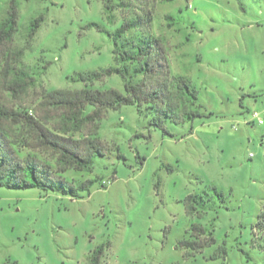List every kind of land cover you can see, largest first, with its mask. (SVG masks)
I'll return each mask as SVG.
<instances>
[{
	"label": "rangeland",
	"instance_id": "obj_1",
	"mask_svg": "<svg viewBox=\"0 0 264 264\" xmlns=\"http://www.w3.org/2000/svg\"><path fill=\"white\" fill-rule=\"evenodd\" d=\"M11 1L18 66L36 82L18 101L0 88L9 105L34 109L43 90H80L79 75L129 67L114 51L148 37L170 75L196 91L189 99L199 117H162L158 128L145 107L108 111L97 130L104 156L90 172L64 175L94 182L80 199L0 188V264H87L99 247L100 264H264V0H0V22ZM138 18L136 29L115 36ZM91 87L123 92V80L113 74ZM189 196L201 200L200 216L186 214ZM196 224L208 246L178 249Z\"/></svg>",
	"mask_w": 264,
	"mask_h": 264
},
{
	"label": "trees",
	"instance_id": "obj_2",
	"mask_svg": "<svg viewBox=\"0 0 264 264\" xmlns=\"http://www.w3.org/2000/svg\"><path fill=\"white\" fill-rule=\"evenodd\" d=\"M119 6L126 8L128 4L121 1ZM106 9L110 7L106 6ZM166 19L172 22L170 16ZM16 20L17 11L11 1L6 18L0 22V88L18 101L35 86L36 79L25 67L18 66L23 50L14 45ZM42 21L39 16L30 23L27 44L33 41ZM140 23L139 18L123 23L115 36L123 37ZM138 38L127 39L125 45L128 49L123 53L114 51L118 62L131 67L79 75L74 81L84 82L83 89L43 90L34 109L18 103L9 105L0 96V188L59 192L71 199H80L94 182L86 180L75 184L64 175L69 171L90 172L94 157L104 156L106 146L97 137V130L98 123L108 111L123 106L145 107L154 114L153 125L158 128L163 126L162 117L174 124L199 117L191 111L189 98L195 100L196 91L186 78L170 75L166 59L161 52L157 54L155 40L145 37L144 42L136 44ZM113 74L123 80V92L91 87L95 81ZM136 77L141 80L133 82ZM37 111L45 115L40 116ZM52 113L55 116L51 117ZM50 120L54 123L51 124ZM84 130H87L86 134ZM51 161H54L53 165ZM200 203L196 196L187 197L184 200L186 214L200 216ZM187 233L188 238L177 243L178 249L197 253L210 243L202 238L206 229L199 224L191 225ZM102 254L103 248H97L87 264H100Z\"/></svg>",
	"mask_w": 264,
	"mask_h": 264
},
{
	"label": "built area",
	"instance_id": "obj_3",
	"mask_svg": "<svg viewBox=\"0 0 264 264\" xmlns=\"http://www.w3.org/2000/svg\"><path fill=\"white\" fill-rule=\"evenodd\" d=\"M188 1H190V0H188ZM252 118H253V119H257V120H258V124H262V120L259 119V114H258V113L255 112V113L252 115Z\"/></svg>",
	"mask_w": 264,
	"mask_h": 264
}]
</instances>
